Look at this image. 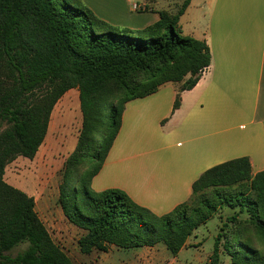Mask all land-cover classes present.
<instances>
[{"label": "trees", "instance_id": "obj_1", "mask_svg": "<svg viewBox=\"0 0 264 264\" xmlns=\"http://www.w3.org/2000/svg\"><path fill=\"white\" fill-rule=\"evenodd\" d=\"M189 3L181 0L174 12L158 11L155 23L130 30L107 24L81 0H0V58L13 55L29 76L11 102L0 82L1 113L11 124L0 135V264H72L39 219L33 197L3 180L15 157L35 156L55 103L71 89L78 92L81 125L63 164L57 204L66 220L84 231L77 241L80 253L162 244L175 256L198 227L228 208L235 212L220 226L206 264H219L222 253L232 264H264V170L252 174L247 157L204 171L189 199L161 216L121 190L91 187L118 133L124 105L173 83L180 84L174 111L181 92L192 89L210 66L207 44L183 35L179 26ZM44 77L49 87L27 102L24 93L39 88Z\"/></svg>", "mask_w": 264, "mask_h": 264}, {"label": "crops", "instance_id": "obj_2", "mask_svg": "<svg viewBox=\"0 0 264 264\" xmlns=\"http://www.w3.org/2000/svg\"><path fill=\"white\" fill-rule=\"evenodd\" d=\"M113 1L117 8L105 0H81L107 24L130 30L179 5ZM136 3L148 9L135 11ZM178 23L183 35L207 44L210 66L181 92L174 111L180 84L166 83L128 101L91 182L95 192L121 190L157 216L187 201L193 182L213 166L247 157L252 174L264 170V0H190Z\"/></svg>", "mask_w": 264, "mask_h": 264}, {"label": "rangeland", "instance_id": "obj_3", "mask_svg": "<svg viewBox=\"0 0 264 264\" xmlns=\"http://www.w3.org/2000/svg\"><path fill=\"white\" fill-rule=\"evenodd\" d=\"M105 1L117 6L113 0ZM166 1L176 6L181 2V0ZM17 62L13 55L10 58L5 56L0 58V82H2L3 95L8 102L13 101L20 93V81L29 82L23 63L18 62V71L14 69ZM47 81L48 78L46 80L44 77L38 81L39 88L33 90L31 88V91L24 93L28 99L27 102L37 101L49 87ZM80 125L78 92L76 89H71L55 103L43 142L35 156L32 159L15 157L6 164L3 174L5 183L33 197L34 209L39 219L54 244L71 260L72 264H206L220 226L227 217L234 214V210L228 208L219 210L212 219L190 235L184 247L175 256L162 244L152 248L135 249H121L110 245L106 252L94 250L87 255L80 253L77 241L84 235V231L70 224L57 204L63 164L75 147ZM10 128L11 124L0 109V135ZM240 218H245V215H240ZM23 248L24 245L19 246L10 255L14 256ZM219 264L232 263L230 258L222 253Z\"/></svg>", "mask_w": 264, "mask_h": 264}, {"label": "built area", "instance_id": "obj_4", "mask_svg": "<svg viewBox=\"0 0 264 264\" xmlns=\"http://www.w3.org/2000/svg\"><path fill=\"white\" fill-rule=\"evenodd\" d=\"M132 8H133V10L138 11L139 8H140V6H138L137 4H134V5L132 6Z\"/></svg>", "mask_w": 264, "mask_h": 264}]
</instances>
